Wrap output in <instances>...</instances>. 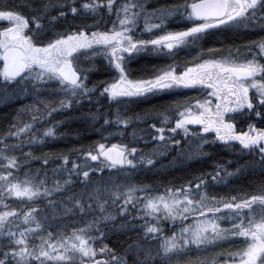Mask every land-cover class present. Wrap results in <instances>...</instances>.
Returning <instances> with one entry per match:
<instances>
[{"label": "snow or ice", "instance_id": "1", "mask_svg": "<svg viewBox=\"0 0 264 264\" xmlns=\"http://www.w3.org/2000/svg\"><path fill=\"white\" fill-rule=\"evenodd\" d=\"M25 2L27 13L0 0V18L9 25L0 27V97L28 101L0 115V264H264V34L200 46L191 61L149 65L139 75L131 66L141 53L175 55L180 46H199L210 32L264 33V0H175L155 7L148 0ZM171 21L183 26L169 28ZM98 55L114 75L89 82L97 66L93 60L83 67L80 57ZM193 86L205 95L129 112L138 99ZM105 98L114 112L103 109ZM73 113L93 128L99 124V139L37 154L64 136L60 128ZM141 121L145 128L133 126ZM121 126H132L130 140ZM117 135L122 139L112 142ZM145 137V144L154 141L151 148L139 146ZM217 141L238 154L234 167L233 160L215 161L162 191L133 179L137 169L157 168L171 152L169 163L208 156L205 146ZM36 160L42 164L33 167ZM106 169L116 171L104 178ZM249 174L247 187L213 194L216 185ZM48 207L54 215L37 211ZM56 214H71L78 226L53 230L48 222ZM167 221L180 227L172 230ZM115 233L125 234L122 249L106 242ZM225 241L234 246L225 250ZM209 246L219 251L177 259Z\"/></svg>", "mask_w": 264, "mask_h": 264}, {"label": "trees", "instance_id": "2", "mask_svg": "<svg viewBox=\"0 0 264 264\" xmlns=\"http://www.w3.org/2000/svg\"><path fill=\"white\" fill-rule=\"evenodd\" d=\"M151 7H155L157 4H164V3H173L175 0H148ZM4 3H6L9 6H16L19 10H21L24 13L28 12V8L26 5L25 0H4ZM91 23V19L88 21ZM3 26H9L6 18H0V27ZM60 25H58L59 27ZM110 26V25H109ZM174 26L175 28L182 27V24H175L174 22L170 23V27ZM245 31V32H244ZM264 33L260 32H252V31H246V30H223L220 32H210L209 35L205 36L201 41L200 45H192L187 50V55H185L183 50H179L175 53V55H169V54H162V53H154L147 52L144 54H140L137 56L132 62L131 66L133 69L137 70L136 74L139 75V70L141 68H146L149 65H156L161 66L165 64L172 63L173 60H176L178 63L183 64L184 61L190 60V57L195 56L199 52V47L202 46L203 48H210L214 44H228V43H239L242 40H247L249 38H254L257 35H261ZM93 61V60H92ZM96 68L89 72V82L98 81L101 79H104L106 77H110L114 75L113 72L108 71V65H107V59L105 56L101 58H97L95 61ZM92 63V62H91ZM90 63V64H91ZM89 64V65H90ZM151 71V69H148ZM182 70V69H181ZM194 96V92H185V91H179V90H171L168 92H161L157 93L154 96H146L141 99L136 100L134 103L129 105V112H139L146 109H151L153 106H163L167 105L169 102L177 99H182L184 97H190ZM28 101L24 99V97L14 98V97H0V115H12L15 112V109L21 105L25 104ZM101 105L103 106V109L108 110L110 112L115 111L116 106H109L106 99H101L100 101ZM92 110H95V106L93 105ZM84 111H89V108L87 105L84 108ZM64 115H67L65 113ZM55 119L59 120L61 119L60 114L55 115ZM151 120L147 121L148 124H151ZM133 126L138 128H145V122H137ZM100 125L97 124L95 128L89 125V122L86 120H81L75 113H73V116L71 119L67 120L60 128V131L64 133L63 137H58L57 139L49 142L45 147L37 148V154L43 151H61L66 150L69 148H73L79 144H89L93 141H96L99 139L100 132L99 131ZM126 127V126H122ZM127 132V139H131V133H132V126L126 127ZM153 135H155V131L153 132ZM121 137L113 138L112 142H116L118 140H121ZM145 140L147 138L145 137L140 141V147H148L151 148L154 141L148 140L147 144H145ZM185 147H187V144H184ZM213 146V147H212ZM205 148L210 153L208 156H195L190 162H187V160L184 159V157L180 159H176L175 163L176 165H172L169 163L173 160V157L176 156V152H171L166 154L164 157L160 160V166L157 168L147 167L145 166L143 170L141 169L140 173H138L135 176V181L138 183H146V184H154L157 186L159 190H163V185L175 183L176 185H180L183 181L189 180L192 178L193 175L198 174L200 171H207L210 169L215 161H219L221 163H224L227 160H233V163L230 164L231 167L235 166L234 158L237 157V155L230 154V152L227 151L226 147L220 144H211L206 145ZM24 151H27V146L24 148ZM59 163V161H57ZM42 164L41 161L36 160L33 161L32 166L38 167ZM51 167V165H49ZM101 174H97V176H100ZM108 171H106L103 176L104 178H107ZM96 177H94L95 179ZM259 176L256 177L257 180H259ZM253 179V177L249 174L245 177H241L239 179L234 178L231 180V182L228 184L226 188L227 194L231 192L233 188L239 189L241 185L247 187L248 183ZM13 202L16 201V198H10ZM42 203H44L42 201ZM38 212H47L50 216L54 215V210L50 207L48 208H41L37 210ZM76 218L72 215L68 216H60L58 214L55 215V219H50V224L53 226V230L55 227L60 225H67L69 229H71L75 224H72V221ZM135 223L139 225L141 223V218L137 217L135 220ZM73 225V226H72ZM125 238L124 233H115L110 234L107 243L111 244L113 247L119 249H122L123 244L121 241H123ZM225 250L227 247L223 246ZM219 251V248H208L206 252H201L198 250L196 254L198 255H204L211 257L215 255L216 252ZM223 258V257H222Z\"/></svg>", "mask_w": 264, "mask_h": 264}, {"label": "rangeland", "instance_id": "3", "mask_svg": "<svg viewBox=\"0 0 264 264\" xmlns=\"http://www.w3.org/2000/svg\"><path fill=\"white\" fill-rule=\"evenodd\" d=\"M148 4H149V7H151L150 6V3L148 2ZM155 22V21H154ZM171 22H174L176 25L177 24H180V23H177V22H175V21H171ZM170 22V23H171ZM170 23H169V28H173V29H175V27L174 26H172V27H170ZM140 27L142 28L143 27V24L141 23L140 24ZM190 48V46H180V48H179V50H188ZM178 50V51H179ZM152 54H154V53H162V54H168V52H167V50H165L164 52H151ZM141 54H144V53H141ZM185 55H187V53H185ZM196 56V55H195ZM101 57H103V55H98V56H96V57H94V58H92V57H88V56H81L80 57V64L83 66V67H85V68H87V67H89V64L92 62V60H96L97 58H101ZM194 57V56H193ZM190 58H192V57H190ZM85 61V62H84ZM189 61H191V59L189 60ZM196 87V86H195ZM194 86L193 87H189V88H185V87H179V88H174V89H169V90H166L165 92H168V91H171V90H179V91H187V90H192V89H196L197 90V88H195ZM209 91H210V89H209ZM201 94H202V96L203 95H205V93H204V90H203V88L201 89ZM199 95H200V93H199ZM106 99V98H105ZM107 100V99H106ZM107 103H108V105L109 106H115L114 104H110L108 101H107ZM42 124L44 123V122H41ZM172 125L171 124H169L167 127H171ZM191 127H193V129L195 130L196 129V127L197 126H193V125H190ZM122 127V126H121ZM111 130V129H110ZM214 134V133H213ZM118 137H120V136H115L114 138H118ZM178 139H182V143L183 144H187L188 145V138L187 137H183L182 136V133H181V135L179 136V137H177ZM215 144H224V142H222V141H217ZM243 157H247L246 159H248V156L247 155H244ZM181 158L182 157H178L177 159H180L181 160ZM194 157H190V158H184L185 160H187V162H190L192 159H193ZM183 159V158H182ZM173 166L174 165H176V163L174 162V163H171ZM147 167H151V166H147ZM140 170L141 169H137L136 170V173H135V175H134V177H133V179L135 180V176H136V174H138V173H140ZM106 171H108V174H110V173H114L116 170H114V169H106L105 170V172ZM234 178H230V181H229V183L231 182V180H233ZM229 183H227V184H224V183H221V184H218V185H216L213 189H212V192H213V194H221V195H226L227 194V192H226V188H227V186H228V184ZM149 219H151V218H149ZM194 218L193 217H189V222H191L192 220H193ZM74 221L75 220H73L72 221V224H75V226H73V227H76V226H78L76 223H74ZM48 223H51L50 221L48 222ZM167 225L169 226V228L170 229H172V230H175L176 228H179L180 227V224H179V222H177L175 225H173L172 224V222L171 221H167ZM226 246L227 247V249H229V246L230 245H233V242L232 241H225V242H223V246ZM234 246V245H233ZM209 249L210 248H213L212 246H209L208 247ZM198 252V250L197 249H195V248H193L191 251H189V252H185L184 253V255H183V257H178L177 259H180V260H189V259H194V258H196V257H199V256H201V255H198V254H196Z\"/></svg>", "mask_w": 264, "mask_h": 264}, {"label": "flooded vegetation", "instance_id": "4", "mask_svg": "<svg viewBox=\"0 0 264 264\" xmlns=\"http://www.w3.org/2000/svg\"><path fill=\"white\" fill-rule=\"evenodd\" d=\"M183 51H184V53L187 52V50H183ZM196 55H197V54H196ZM186 61H189V60H186ZM194 87H195V86H194ZM195 88H197V90H196V89H192V90H187V91H189V92H194V96L201 97V96H202V94H201V89H202V87H201V86H196ZM187 91H185V92H187ZM199 93H200V95H199ZM245 127H246V125H245ZM238 128H239V125H238ZM220 145H223V146H224V144H220ZM237 147H239L238 142H237ZM226 149H227L228 152H230V154L238 155V154L232 152V150H231L230 148L226 147ZM246 158H247V157H243V159H246ZM234 159H235V158H234Z\"/></svg>", "mask_w": 264, "mask_h": 264}, {"label": "bare ground", "instance_id": "5", "mask_svg": "<svg viewBox=\"0 0 264 264\" xmlns=\"http://www.w3.org/2000/svg\"><path fill=\"white\" fill-rule=\"evenodd\" d=\"M245 32V31H244ZM84 57V56H83ZM93 58V57H92ZM85 62V61H84ZM139 123V122H138ZM99 132V131H98ZM147 138V137H146ZM213 147V146H212ZM143 170V169H142ZM141 171V170H140ZM137 175V174H136ZM71 215V214H70Z\"/></svg>", "mask_w": 264, "mask_h": 264}]
</instances>
